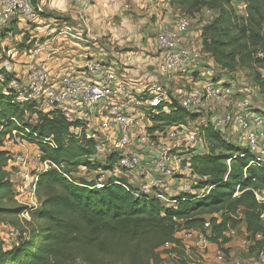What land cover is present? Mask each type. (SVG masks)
Listing matches in <instances>:
<instances>
[{
  "label": "trees",
  "instance_id": "obj_1",
  "mask_svg": "<svg viewBox=\"0 0 264 264\" xmlns=\"http://www.w3.org/2000/svg\"><path fill=\"white\" fill-rule=\"evenodd\" d=\"M167 1L187 17L207 8L215 12L200 29L202 51L219 75L249 71L252 84L264 95V0H243L242 15L231 6L233 0ZM0 73V148L15 132L35 147L42 160L57 167L37 172L38 207L29 211L15 200L11 177L15 158L0 150V264H160L162 253L175 255L177 260H171L176 264H188L177 233L182 228L203 230L206 222L211 228L208 241L217 248L229 243L224 233L237 230L242 223L250 247L264 252L260 224L264 207L253 195L254 190L264 191V166H249L253 158L247 149L227 141L209 118L199 127L208 151L188 155L191 175L198 179L193 189L210 186L211 190L201 196L180 192L166 205L154 195L139 193L123 178L110 177L101 189L94 187L98 176L77 178L80 168L87 174L111 171L115 154H109L104 164L91 161L95 142L86 138L78 121L69 122L57 110L43 112L34 101L20 100L18 92L9 87L13 75ZM168 109V113L159 109L149 116V133L185 126L202 117L176 102ZM261 114L264 116V110ZM75 129L80 131L73 132ZM10 162L13 165L8 170ZM25 211L29 220L20 218ZM3 226L18 232L16 243L9 247L1 240ZM166 244L173 247L160 253Z\"/></svg>",
  "mask_w": 264,
  "mask_h": 264
},
{
  "label": "built area",
  "instance_id": "obj_2",
  "mask_svg": "<svg viewBox=\"0 0 264 264\" xmlns=\"http://www.w3.org/2000/svg\"><path fill=\"white\" fill-rule=\"evenodd\" d=\"M48 1L0 0V21L18 15L32 22L45 13ZM80 1L84 9L93 2ZM190 28L191 20L183 13H179L169 22L161 23L155 35V46L159 55L149 77L145 79V83L140 84V91L132 89V81L120 76L114 68L94 60L86 61L76 73H66L58 82L50 80L44 63L35 64L28 69L23 83H20L15 75L10 79L9 87L18 92L20 100L39 104L43 112L57 110L67 121H78L87 132L86 138H92L95 142L91 161L104 164L109 154H115L116 162L111 171L95 172L100 175L94 182L95 188L104 187V174L108 175V178H129L134 175L147 178V181L142 182L139 187L126 183L127 185L137 188L139 193L154 195L166 205L172 203L171 194H208L210 186L200 190L193 189L198 179L191 175L190 156L186 155L182 160V163L185 162L183 167H179L180 159L171 153H206L207 143L199 134V127L205 122L203 113L207 111L208 104H223L232 111L229 110L224 116L217 112L213 120L208 117L214 129L226 131L227 126L233 124L239 143L253 158L249 166H264V116L255 115L249 108V102L260 96L256 86L243 84L236 89L231 76H215L214 73L205 71V67H210L208 64L212 59L202 51L201 41L198 46L185 44ZM40 52L41 48L37 46L31 53L39 55ZM217 77L218 79L214 80ZM2 79L3 75L0 73V80ZM174 102L187 112L202 117L191 123L193 129H190L189 125L169 126L161 131L149 133V116L156 115L159 109L168 113V105ZM211 110L216 111L212 108L209 111ZM238 110H242L243 115H240ZM96 133L103 136L100 137ZM14 138L13 136L10 140ZM48 141L49 145L54 147L51 140ZM14 161L22 170L21 182L15 188V200L20 206L34 211L38 207L35 191L37 172L57 167L47 160H42L39 152L30 163L27 154L15 157ZM29 165L31 171L28 170ZM182 170L187 172L188 176L184 175L185 178L175 181L173 171ZM165 178H169L171 182L168 183ZM66 179L70 181L68 177ZM173 186L177 187L176 191H173ZM253 195L256 202L264 207V191L254 190ZM20 218L29 220V212L25 211ZM260 224L264 228V210L260 215ZM210 232L209 222L204 224L203 230L182 228L178 231L176 237L184 247L185 256L190 261L188 264L192 261L190 257L193 248L204 250L209 246ZM236 232L235 229L228 230L224 236L233 238ZM17 237L18 232L14 229L1 234L5 247L15 244ZM246 237L245 233L241 242L245 249L252 246ZM255 238L259 239L260 236ZM172 247L166 244L164 248ZM214 253L217 263H225L226 256L221 249L218 248ZM172 259L177 260L175 255H172ZM168 264L176 263L171 260ZM228 264L243 263L231 261ZM251 264H264V252L260 251L256 261Z\"/></svg>",
  "mask_w": 264,
  "mask_h": 264
},
{
  "label": "crops",
  "instance_id": "obj_3",
  "mask_svg": "<svg viewBox=\"0 0 264 264\" xmlns=\"http://www.w3.org/2000/svg\"><path fill=\"white\" fill-rule=\"evenodd\" d=\"M80 2L49 0L45 13L32 22L18 15L1 20L0 49L7 60L0 62V68L23 83L31 66L44 63L50 80L58 82L66 73H76L86 61L94 60L114 68L132 81V89L140 91V84L149 77L159 55L155 35L161 23L173 20L179 10L166 0H93L87 9ZM199 32H189L185 44L198 46ZM37 46L41 52L34 55L31 52ZM208 65L215 67L212 61ZM180 174L188 176L183 170ZM123 179L135 187L147 181L134 175ZM202 251L193 248L191 264H211L209 253ZM161 257L160 264H166Z\"/></svg>",
  "mask_w": 264,
  "mask_h": 264
},
{
  "label": "rangeland",
  "instance_id": "obj_4",
  "mask_svg": "<svg viewBox=\"0 0 264 264\" xmlns=\"http://www.w3.org/2000/svg\"><path fill=\"white\" fill-rule=\"evenodd\" d=\"M166 2H168L166 0ZM170 5V4H169ZM171 7L175 8L176 6L174 5H170ZM231 6L233 7V9L236 11V13L238 15H242L243 12H244V9H245V6H244V2L243 0H233L232 3H231ZM177 9V8H175ZM181 13V12H179ZM215 12H212L209 11V9H204L202 12H200L199 14L195 15L194 17H189V19L191 20V28H190V33H197L198 31H200V29L208 24L212 18L215 16ZM197 41L194 40V42ZM2 51L0 49V62L3 61V60H7L5 59V57H3L2 55ZM1 56H2V59H1ZM9 58V57H8ZM9 64L12 65L13 63L11 62V60L9 61ZM4 71V68H0V71ZM153 70V68H152ZM205 71H207L208 73H214L215 76H218L219 75V71L215 68V67H205ZM15 76V75H13ZM220 76V75H219ZM232 80H233V83H234V87L237 89L239 87H241L243 84H247V85H253L252 84V79H251V75L249 73V71H246V70H239L237 73H235L233 76H231ZM37 105V104H36ZM38 109H40V105L38 104L37 105ZM214 107V108H213ZM216 109V111H209L210 109ZM229 108V107H227ZM223 104H220L219 106L218 105H212V104H208V107H207V111H205L203 113V115L206 117L207 115V118L209 117L211 120H213L216 115H217V112H219V114H221L222 116H224L225 114L228 113L229 110L232 111V109H227ZM249 108L255 112V115H263L261 114V111L264 110V95H261L259 96V98L257 99H254L252 101L249 102ZM258 111H257V110ZM41 110V109H40ZM238 113L240 115H243V111L242 110H238ZM209 115V116H208ZM237 115V114H235ZM199 123V122H198ZM189 128L190 129H193V124H188ZM233 124H229L227 126V130H221V132L224 134L225 138L227 139V141L231 142L233 145L235 146H239V147H242L241 144L239 143V140H238V133H236V127L233 126ZM98 134L100 137H102L103 135L99 134V133H96ZM12 136H15V138L11 141L10 139H4L3 141V144H2V147L0 148V150L2 151H6L8 152L13 158L17 157V156H24L25 154L28 155V162H32L36 153L38 152L35 147L29 143L27 140L25 139H22L21 137H18L16 135V133L14 132L12 134ZM188 151H180L179 153L176 154V152H173L171 153V155H174L176 156L177 158L180 159V163H179V167H183L182 166V160L183 158L188 155ZM12 162H10L9 164V167H7L8 170H11L10 167L12 166ZM16 167L13 168V170L11 171V177H12V180H13V185L15 186V188L20 184L21 182V174H22V170L19 168V166H17V164L15 165ZM28 170L31 171V165L28 166ZM181 171H173L174 173V179H176L175 181H177V179H180V178H185L184 175H181L179 174ZM104 181H106L108 179V175L104 174ZM95 176H98L100 177V175H97L95 173H91V174H87L83 169L80 168V172L78 174H76V177L77 178H81V179H86V180H90L92 178H94ZM165 186H167L165 184ZM176 186H173L172 189L173 191H176ZM176 194H173L172 197H175ZM21 199H19L20 201ZM21 224V223H20ZM22 227V226H20ZM4 232L8 231L9 226H3L2 227ZM24 228V227H23ZM22 228V229H23ZM236 235L233 237V238H229V243L226 244V245H223V249H221L225 256H226V261L225 263L223 264H228L229 262L231 261H240L241 263L243 264H251L253 262L256 261L257 259V253H258V249L257 247H250V248H247L245 249L243 246H242V240L245 238V233H244V224H240L236 230ZM188 242V241H187ZM229 244L233 247H229ZM218 248L213 245V244H210L209 242V246L207 248H205L202 253H209L210 255V260L209 262L211 264H219L215 261L214 257H215V253L214 251L217 250ZM220 249V248H219ZM167 252L169 249L168 248H164V249H161L159 252ZM226 251V252H225ZM163 255L164 257V262L166 264L169 263V261L172 259V255H166V254H161ZM194 255H192L193 257Z\"/></svg>",
  "mask_w": 264,
  "mask_h": 264
},
{
  "label": "water",
  "instance_id": "obj_5",
  "mask_svg": "<svg viewBox=\"0 0 264 264\" xmlns=\"http://www.w3.org/2000/svg\"><path fill=\"white\" fill-rule=\"evenodd\" d=\"M150 69H151V68H150ZM203 219H204V220H207V219H208V217H206V216H205V217H203Z\"/></svg>",
  "mask_w": 264,
  "mask_h": 264
},
{
  "label": "bare ground",
  "instance_id": "obj_6",
  "mask_svg": "<svg viewBox=\"0 0 264 264\" xmlns=\"http://www.w3.org/2000/svg\"><path fill=\"white\" fill-rule=\"evenodd\" d=\"M81 3V2H80ZM81 6V5H80ZM89 11V10H88ZM169 22V21H168Z\"/></svg>",
  "mask_w": 264,
  "mask_h": 264
}]
</instances>
